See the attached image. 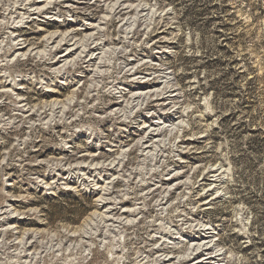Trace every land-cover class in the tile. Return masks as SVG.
I'll use <instances>...</instances> for the list:
<instances>
[{"label": "rangeland", "instance_id": "obj_1", "mask_svg": "<svg viewBox=\"0 0 264 264\" xmlns=\"http://www.w3.org/2000/svg\"><path fill=\"white\" fill-rule=\"evenodd\" d=\"M30 1L0 0V264H264V0H129L122 28L103 5L26 25ZM103 16L96 72L53 64L66 47L51 52L50 36ZM133 58L168 74L148 103L130 102ZM20 101L46 118L22 121ZM147 121L166 127L149 153ZM167 173L184 192L150 197Z\"/></svg>", "mask_w": 264, "mask_h": 264}, {"label": "bare ground", "instance_id": "obj_2", "mask_svg": "<svg viewBox=\"0 0 264 264\" xmlns=\"http://www.w3.org/2000/svg\"><path fill=\"white\" fill-rule=\"evenodd\" d=\"M29 2V1H28ZM44 4L41 7H38V4ZM130 1L129 0H31L30 1V8H22L21 11H25V24L28 25L30 23H32L33 21L37 20L38 18H44L46 17V15H52L55 16V14L52 12L53 10H57V8L60 9H65L67 12H73L74 9L76 8H87V9H93L95 8H100L101 5H103V7H106L107 9L109 8V16L111 17L112 20H118L119 24H121V28L123 27V25H127L128 21L130 20L129 16L132 10V6L130 5ZM40 6V5H39ZM94 8V9H95ZM134 8V7H133ZM18 9V8H17ZM104 9V8H103ZM107 14V13H106ZM47 18V17H46ZM49 18V17H48ZM106 16L100 17L98 18L97 22L92 24V23H84L82 26H80L81 28H73L71 29L69 32H67L66 34H64L62 36V38H60L59 40L55 41L54 39H57L54 36H50L49 41L46 43V47L47 45H52L54 44L52 47H50L51 52L57 51L58 49H61L62 47H66L64 52L58 56H56L57 58H55V61L53 64L57 65V64H62L61 67H59L60 69L66 65H68L71 61L75 60L77 61V59L79 60V62L81 61L82 65L84 66V70H90L91 68L92 71L91 72H96V70H98L100 68L101 61L104 58L105 55V50L104 48L107 49L109 45V43L107 44V42L103 39H101L100 33L101 31L104 29L103 25L105 24V20H106ZM89 21H91L90 19H87ZM110 20V19H109ZM108 21V19H107ZM92 22V21H91ZM107 26V25H106ZM105 26V27H106ZM78 27V26H77ZM120 27V25H119ZM125 27V26H124ZM120 28V29H121ZM7 29V28H6ZM17 27L13 26L11 27V30L14 31L16 30ZM39 29V28H38ZM10 30V32H11ZM79 30L82 31H87L89 33H86L84 36H82L81 39H78L77 37V33ZM106 31V30H105ZM9 32V33H10ZM125 32V31H124ZM159 33V32H158ZM12 34V33H11ZM103 34V33H102ZM126 34V32H125ZM105 35V34H104ZM127 35V34H126ZM152 35V34H151ZM157 35V34H156ZM20 36V35H19ZM155 36V35H154ZM158 36V35H157ZM16 37V36H15ZM154 38V37H153ZM125 39V38H124ZM122 40V39H121ZM24 41V40H23ZM21 39L15 41V52H22L23 50H25V52L23 53V55H27V54H32L35 53L37 54L38 52H35L36 47H31L28 46V43L26 44L25 42H23ZM120 41V40H119ZM129 41V39H128ZM27 42V41H26ZM115 42V41H113ZM122 42V41H120ZM125 42V41H124ZM118 43V41H117ZM120 44V43H118ZM123 44V43H122ZM128 44V43H127ZM115 45V44H114ZM121 45V44H120ZM126 45V44H125ZM154 45V44H153ZM157 45V44H156ZM127 46V45H126ZM27 48V49H26ZM48 48V47H47ZM111 49V48H110ZM123 49V48H122ZM164 49V48H163ZM77 52V53H76ZM158 54V53H157ZM18 56H20L21 54L18 53ZM38 55V54H37ZM74 55V56H73ZM132 56V55H131ZM72 57V58H71ZM140 59V58H139ZM156 61L158 60L157 56L154 57V59H152V61ZM53 62V61H52ZM135 62H137V59L133 58L132 60H128L125 63H123V72H125V74L127 75L128 80H130V82H132L134 84V87L132 88V90H129V94H131V96H129V98L131 99L130 102L132 103H139L141 101H145L148 103V100L150 99V97L155 96L153 95L155 93V90L158 89H154L152 90L151 87H155V85H158V80L161 81V79H169L168 78V74L163 73V71H159V72H154L153 68L147 66L144 69V73H141L139 71V69L141 67H144L146 65H148L149 63L144 62L143 60H141V64L142 65H135ZM139 63V62H138ZM152 63V62H151ZM157 65V64H156ZM57 67V66H56ZM57 67V69H59ZM63 70V69H62ZM156 70V69H155ZM64 71V70H63ZM55 72V71H54ZM86 72V71H85ZM136 76V77H135ZM85 77V76H82ZM142 77V78H141ZM88 79V78H87ZM143 79V80H142ZM142 80V81H141ZM168 83V81H167ZM167 85H165L166 87ZM169 86V85H168ZM48 87V86H47ZM50 87V86H49ZM164 87V88H165ZM51 88V87H50ZM119 88V87H118ZM163 88V87H162ZM171 88V87H170ZM120 89V88H119ZM20 90V89H19ZM164 90V89H163ZM52 91V90H51ZM1 92V91H0ZM127 91H124L123 89H120L118 92V95L120 96V99L123 101L122 97L125 96V93ZM159 92V91H157ZM173 92V91H172ZM3 93V92H1ZM161 93V91H160ZM157 95V94H156ZM158 95H160L158 93ZM91 96V95H90ZM127 96V95H126ZM170 96V94H169ZM161 97V96H160ZM166 97V96H165ZM172 97V96H171ZM154 98V97H153ZM158 98V97H157ZM152 99L153 101H165L166 98L161 97L159 99ZM20 99V98H19ZM17 99V100H19ZM118 99V98H117ZM125 99V98H124ZM172 99V98H171ZM168 100V99H166ZM119 101V100H118ZM116 101L114 104L115 110L112 111L115 114H117L116 112H120L119 110V106L121 105L120 102ZM127 101V100H126ZM172 101V100H170ZM145 102L143 104H145ZM169 102V101H168ZM17 103V102H16ZM24 103V102H23ZM21 101H20V109L19 113L21 115L22 121L25 120L24 118H29L31 115L35 114L36 117L38 118H46V113L40 112V111H35L30 110V108L26 107V105H24ZM114 103V102H113ZM127 103V102H126ZM131 103V104H132ZM142 103V102H141ZM162 103V102H161ZM170 103V102H169ZM60 104V103H58ZM129 104V102H128ZM163 104V103H162ZM28 105V104H27ZM157 105V104H156ZM161 107L162 105L159 104ZM166 105V104H165ZM155 106V105H154ZM19 107V106H18ZM61 107H59L57 104H54L52 106V114H55L56 111L58 109H60ZM124 108V107H123ZM165 108V107H164ZM64 110V109H63ZM62 110V111H63ZM162 110V109H161ZM166 110V109H165ZM58 112V111H57ZM18 113V114H19ZM50 113V114H51ZM62 113V112H60ZM113 114V113H112ZM156 114V113H155ZM164 114V113H163ZM46 115V116H45ZM62 115V114H61ZM67 115V114H66ZM76 115V114H75ZM45 116V117H44ZM53 116V115H52ZM60 116V115H59ZM70 118V116H69ZM170 118V117H169ZM31 119V118H30ZM29 119V121H30ZM114 119V118H113ZM160 119V118H159ZM163 119V118H162ZM161 119V120H162ZM167 122V121H165ZM33 123V122H32ZM131 125V124H130ZM142 125V124H141ZM142 136L139 137V141L137 142L139 145V148H141L142 152H147L149 153V151L151 150V148L153 147V145L158 141L156 138L161 137L165 132H166V127L164 126V123H162L161 121L158 123H153V122H144L142 128ZM136 131V130H135ZM139 132V133H140ZM131 135V134H130ZM138 136V135H137ZM156 139V140H155ZM159 142V141H158ZM161 142V141H160ZM137 145V144H136ZM111 146V145H110ZM115 147V146H114ZM138 147V146H137ZM67 149V148H66ZM153 149V148H152ZM68 150V149H67ZM111 150V148H110ZM113 151V150H112ZM74 152V151H73ZM68 152H64V158L62 159V161L64 162H68L66 157ZM183 153V152H182ZM98 154V153H97ZM69 155V154H68ZM94 155V154H93ZM87 156V155H86ZM92 156V155H91ZM96 156V155H94ZM63 157V156H61ZM74 157V156H73ZM111 157V156H110ZM83 159V158H82ZM90 159V158H89ZM102 159V158H101ZM104 159V158H103ZM61 160V159H60ZM77 160V157L76 159ZM158 160V159H157ZM61 161V162H62ZM90 161H94V157H92L90 159ZM105 161V160H104ZM111 161V160H110ZM117 161V160H116ZM70 162V161H69ZM75 162V161H74ZM120 162V161H119ZM159 162V161H158ZM72 163V162H71ZM82 163V162H81ZM90 163V162H89ZM110 163V162H109ZM112 163V162H111ZM121 163V162H120ZM80 164V163H79ZM88 164V163H87ZM99 164V163H98ZM115 164V162H114ZM122 164V163H121ZM121 164L119 165V167L121 166ZM91 165V164H90ZM97 165V163H96ZM102 165V164H101ZM100 165V166H101ZM116 165V164H115ZM76 167H79V165H75ZM80 166H82L80 164ZM85 168L88 165H84ZM99 166V165H98ZM113 166V164L111 165ZM94 167V166H93ZM102 167V166H101ZM109 167V166H108ZM118 167V166H117ZM124 167V166H123ZM111 168V167H109ZM108 168V169H109ZM107 169V168H106ZM105 169V170H106ZM168 170V169H167ZM169 171V170H168ZM112 172V171H111ZM178 172V171H177ZM132 173V172H131ZM182 173V172H181ZM181 175V174H180ZM179 175V173H167L166 178L162 179V181L160 183H152L154 185H152V187L149 189L148 193L146 191V193L148 195H151L150 197H154V196H159L161 197L159 194H162V191H168L169 194L174 193L175 190H177L178 194L181 196V194L184 192L182 191V186L183 183L181 181V176ZM159 180V178H158ZM187 182V181H186ZM172 184V185H171ZM151 185V184H150ZM188 185V184H187ZM150 187V186H149ZM186 187V186H185ZM184 187V188H185ZM195 192V191H194ZM176 193V192H175ZM164 194V193H163ZM166 194V193H165ZM146 195V194H145ZM155 198V197H154ZM144 199V198H143ZM168 198H166L165 196L161 199H159L157 201V203H159V206H163L165 205V201ZM213 199V198H212ZM145 200V199H144ZM143 201V200H142ZM109 202V201H108ZM11 203V202H10ZM143 203V202H142ZM206 203V202H205ZM13 205V204H12ZM144 205V204H143ZM107 206V205H106ZM167 207V206H166ZM141 209L142 208H135V212L136 215L141 214ZM111 210V215H117V218H120V220L122 221L123 219H121L122 216H125L127 214V217L130 213V211L132 210H124L122 208H108L106 211ZM133 212V211H132ZM5 213V211H3V214ZM8 214V213H7ZM108 215V214H107ZM106 216V215H105ZM109 216V215H108ZM111 216V217H112ZM126 218V217H123ZM106 219V218H105ZM111 220V219H109ZM119 220V221H120ZM112 221V220H111ZM118 221V223H120ZM129 222V221H128ZM120 225V224H118ZM123 225V224H122ZM107 226H112V225H107ZM121 226V225H120ZM114 227V226H113ZM1 233V232H0ZM203 234V233H202ZM207 234V233H206ZM147 236V235H146ZM199 239V238H198ZM206 239V238H205ZM190 241H192L190 239ZM194 241V240H193ZM191 243V242H190ZM202 243V242H201ZM106 244V243H105ZM204 244V242H203ZM197 248V247H196ZM180 249V248H179ZM200 249V247H199ZM205 250V248H203ZM150 250V249H149ZM156 250V249H155ZM194 254V253H193ZM198 255V254H197ZM150 256V255H149ZM166 256V255H165ZM170 256V255H169ZM168 257V256H167ZM171 257L167 258L168 262L170 261ZM202 259V258H201ZM204 259V258H203ZM18 260V259H17ZM164 260V259H163ZM194 263L192 264H202L204 263L203 261H201L199 259V257L196 259H194ZM164 262V263H165Z\"/></svg>", "mask_w": 264, "mask_h": 264}]
</instances>
